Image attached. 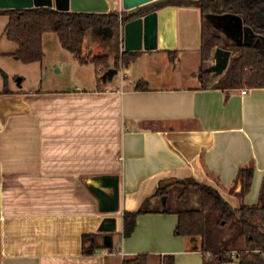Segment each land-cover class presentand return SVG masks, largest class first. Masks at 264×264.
<instances>
[{"label": "crops", "instance_id": "obj_1", "mask_svg": "<svg viewBox=\"0 0 264 264\" xmlns=\"http://www.w3.org/2000/svg\"><path fill=\"white\" fill-rule=\"evenodd\" d=\"M110 2L112 10L123 9V0ZM167 6L196 9L198 17L159 25L156 48L140 50L121 84L114 81L117 73L100 79L99 68L79 63L72 53L60 59L67 70L89 67L87 86L45 84L46 56L19 61L17 45L4 35L8 17L0 15V69L8 76L6 87L0 72V264H123L139 254H148L149 264H161L164 255H174L176 264H204L200 237L175 234L176 214H140L132 235L124 237V212L138 210L160 184L184 179L216 188L236 208L240 200L230 189L249 164L255 171L244 202H258L264 88L203 87L196 76L200 10L160 8ZM118 37L124 50L121 28ZM169 51L178 52L174 62ZM139 80L149 89L136 90ZM107 176L119 181L114 214L103 212L92 192H112L110 184L102 187ZM108 217L122 218V229L117 222L115 230H101ZM90 233L99 234L101 247L85 254L82 236Z\"/></svg>", "mask_w": 264, "mask_h": 264}, {"label": "trees", "instance_id": "obj_2", "mask_svg": "<svg viewBox=\"0 0 264 264\" xmlns=\"http://www.w3.org/2000/svg\"><path fill=\"white\" fill-rule=\"evenodd\" d=\"M164 4L193 5L200 10L201 61L196 76L203 87L224 91L264 88V0H171ZM144 11L145 8L141 10ZM226 12L242 16L244 24L254 35L251 41L239 42L230 34L227 35L222 26H218V20L213 15ZM0 15L8 17L4 35L17 45L13 55L22 63L42 62L45 56L43 37L46 33H55L62 48L72 53L79 63L94 64L102 72L99 73L100 77L110 69V57L84 53L85 37L89 32L96 31L119 35L121 25L136 18L138 13L134 10L121 14L118 10L89 13L36 7L0 9ZM218 47L231 51L228 67L222 74L208 71L211 65L207 61ZM139 53L123 50L120 59L117 58L114 63L117 67L127 69ZM168 54L173 62L178 57L177 51H169ZM0 72L7 87L8 76L2 69ZM135 89L148 90L149 83L139 80ZM254 171L253 164L241 167L238 171L234 186L230 189L240 200L236 208L224 199L219 190L194 179L160 184L138 210L124 212L123 235H132L140 214H176L178 224L175 234L200 237L204 264H225L234 259H237L238 264H264V184L256 204L244 202ZM238 186L240 189L236 191ZM163 197L166 199L163 200ZM98 237L97 233L82 236L85 254H92L101 247ZM123 264H149V255L139 254L125 259ZM161 264H176L175 256L164 255Z\"/></svg>", "mask_w": 264, "mask_h": 264}, {"label": "water", "instance_id": "obj_3", "mask_svg": "<svg viewBox=\"0 0 264 264\" xmlns=\"http://www.w3.org/2000/svg\"><path fill=\"white\" fill-rule=\"evenodd\" d=\"M171 0H123V11L134 10L138 16L121 25L123 30L124 50L126 51H140L144 49L156 48L158 28L159 25H164L168 20L176 21L177 16L182 20L186 16L193 15L195 19L198 17V10L186 7L167 6L158 7L165 2ZM200 0H180V2H192ZM36 7L53 8L58 11H72V12H89V13H108L112 11L110 0H0V9H27ZM145 8L144 12L141 10ZM216 19V18H215ZM217 20V19H216ZM220 20V19H219ZM234 22L232 30L223 25V21H218V26H222L226 32L231 31V36L239 42L251 41L253 33L250 28L244 24L243 18H232ZM245 25V26H244ZM249 33L245 39L242 33ZM231 57V51L216 48L214 52L215 63L208 68L209 72L222 74L228 67ZM118 73V69L110 68L103 74V79H112L114 74ZM102 187L110 184L112 192L108 193L103 188L93 187L92 192L98 198L100 209L103 212L114 214L119 210V181L117 178L107 176L102 180ZM166 197H163L165 200ZM117 222H119L120 229H122V218L120 221L116 217H108L101 226V230L112 231L116 229ZM111 224V226H109Z\"/></svg>", "mask_w": 264, "mask_h": 264}, {"label": "rangeland", "instance_id": "obj_4", "mask_svg": "<svg viewBox=\"0 0 264 264\" xmlns=\"http://www.w3.org/2000/svg\"><path fill=\"white\" fill-rule=\"evenodd\" d=\"M218 21L222 20L223 25L227 28H230L232 30V25L234 24L233 21H231L232 18L239 17L242 19L241 15H237L235 13L226 12L223 14H215L213 15ZM220 19V20H219ZM245 26V25H244ZM233 27H236V25H233ZM227 35H231V31L228 30V32H225ZM245 32L242 33V37L245 39ZM246 41V39H245ZM120 38L117 34L112 33H101L99 31L96 32H89L84 40V53H90L92 52L95 55H109L110 57V68H116L119 71L123 72V67H117L115 65V60L117 58L120 59L122 55V48L120 47ZM43 45H44V53L46 58L44 59V73L46 74V80L45 84L52 83L55 86H62L66 87L69 86V84H73L74 81L77 82V85H83L87 86L89 83L90 78V69L89 67H86V65H83L82 67H78L81 69H71L67 70L64 66L60 65V59L63 60L66 56H71V53L67 51L66 49L62 48L60 43L57 40V36L55 33H50L49 35L45 36V40L43 37ZM215 50V49H214ZM214 50L211 53L210 59L207 61V64L213 65L215 63L214 59ZM140 52V51H139ZM66 54V55H63ZM142 54L141 52L138 54ZM141 56V55H140ZM59 61V62H57ZM65 61V60H64ZM143 61H140V63ZM121 63V62H120ZM76 64V63H75ZM132 64V63H131ZM139 64V63H138ZM160 64V63H159ZM76 66H78L76 64ZM139 66V65H138ZM141 66V65H140ZM91 68H93L91 66ZM102 73V72H101ZM157 75H160L162 73L161 66L157 67L156 71L153 72ZM30 76V75H29ZM121 72L117 73L114 81L117 82V84L120 83ZM132 79V76L130 77ZM123 84L128 83V79H123ZM29 83V81H28ZM26 84V82H25ZM62 89V88H60ZM236 264L237 259H234L233 261ZM231 264V263H229Z\"/></svg>", "mask_w": 264, "mask_h": 264}, {"label": "built area", "instance_id": "obj_5", "mask_svg": "<svg viewBox=\"0 0 264 264\" xmlns=\"http://www.w3.org/2000/svg\"><path fill=\"white\" fill-rule=\"evenodd\" d=\"M124 70V69H123ZM122 78H125L126 77V73H124V71H123V74H122ZM243 93H246V90H244L243 91ZM235 255V253L234 252H232V256H234Z\"/></svg>", "mask_w": 264, "mask_h": 264}, {"label": "flooded vegetation", "instance_id": "obj_6", "mask_svg": "<svg viewBox=\"0 0 264 264\" xmlns=\"http://www.w3.org/2000/svg\"><path fill=\"white\" fill-rule=\"evenodd\" d=\"M245 41V40H244Z\"/></svg>", "mask_w": 264, "mask_h": 264}]
</instances>
